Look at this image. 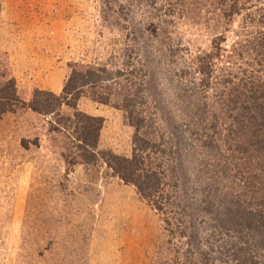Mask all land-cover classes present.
I'll return each instance as SVG.
<instances>
[{
	"label": "rangeland",
	"instance_id": "1",
	"mask_svg": "<svg viewBox=\"0 0 264 264\" xmlns=\"http://www.w3.org/2000/svg\"><path fill=\"white\" fill-rule=\"evenodd\" d=\"M100 67L109 102L77 101L103 120L85 160L82 120L56 104L71 73ZM263 87L264 0H0V264H264L245 220L262 132L242 103ZM37 91L52 111L30 107ZM136 136L154 196L107 162Z\"/></svg>",
	"mask_w": 264,
	"mask_h": 264
},
{
	"label": "trees",
	"instance_id": "2",
	"mask_svg": "<svg viewBox=\"0 0 264 264\" xmlns=\"http://www.w3.org/2000/svg\"><path fill=\"white\" fill-rule=\"evenodd\" d=\"M83 71L84 72L75 71L68 76L67 81L65 82L62 94L58 96L59 98H58V103L56 104V106L59 107L62 105H66L72 108L73 110H75L74 115L76 116L77 120H82L80 121L81 123H79L80 124L79 127L77 126L73 127V134H78L77 136H74V139L77 140V142H79L77 147L76 146L74 147L77 149V152H80V156L83 157L85 160H87L88 156H90L91 158L95 156L94 150L97 147L96 142H97L98 134L100 132V128L102 126L103 120L99 116H87L86 114L81 113V111H77L76 109L77 103H78L77 101L80 98L81 93H83L84 98L85 96L90 94L93 100L107 104L109 102V99L105 97V94L101 92V89L104 90V88H107V86H103L104 81L109 80L111 77L109 76V72L105 69V67L94 68V69L84 68ZM250 78H251L250 81L253 82L256 76H252ZM7 85L10 88H12V95L10 96V99L7 100L8 102L11 103L12 102L11 100H17V98H15L16 96L13 91V82L8 81ZM2 90L3 88H1V93H2ZM38 92L39 91H37L35 95ZM250 92L252 93L251 96L243 95L245 98L242 100V103L244 104V108H246L247 110L249 109V107H252L254 109V113H252L248 117V120L255 121L256 125L260 127L259 129L261 130L262 133L259 135V137L256 138V143L258 144L262 143L261 150L263 154L262 155L260 154L259 156H263L264 158V105L262 103H259L260 100L264 101V87L260 91L261 93L260 95H257L256 93L257 91L255 92L254 88ZM45 93L46 92L38 93L37 97H35V99H33V101L31 102L32 105H30V107L38 111L42 110L44 113L52 111L53 103L51 101L45 102V100L43 99L41 100L38 97V95H45ZM52 99L54 101H57V98L55 97H52ZM7 101H5L4 96H0V107H4ZM124 101L125 103H123L122 106L124 109H126L131 104L128 99H125ZM43 102L45 103V105ZM128 118H130V115H128ZM68 128H70V126ZM230 135L231 134L229 133V136ZM213 139L212 138L209 139L208 142L213 144L212 146L214 148H220L222 145H221L219 136L215 140ZM235 139L236 138H232V141L236 142L235 146L230 145L227 147V149L230 151L233 148V149H236V151H239L241 153L245 151L248 152L247 148L243 150L244 147L238 143L237 141L238 139L237 140ZM245 139L246 138L244 137V140ZM134 142L136 145L135 146L136 149L131 157L120 158L118 156H111L107 159V162L112 167L114 172L117 173L120 179H122L124 182L135 185L136 188L141 192L143 196H146V197L154 196L155 194L151 190H155L158 187V184L150 177V175L154 176V179H156L155 171L147 173L146 170L148 169L144 168L143 166L141 167L140 163H143L142 156L139 157L136 151H143V148L139 144L138 136L135 137ZM223 142L225 143L226 140H224ZM245 142H249V141H245ZM87 147H91L92 151L88 150ZM238 159H241V157H239ZM241 168L245 169L243 167ZM260 169H261V174L259 175L260 179H264V165L263 167L261 165ZM257 179H259L258 176H257ZM252 186H255L253 182H252ZM260 199L261 201L259 203L252 202V206H253L252 209L255 212L249 214L248 215L249 218L245 219V220H248V222H246L247 230L257 232V233H261V231L264 230V193L260 196ZM233 202L236 204V206H241V207L243 206V203H245L244 200H241V199H238ZM246 204L249 205V203H246ZM244 210L247 211V208H244ZM240 211L241 210H239L238 208L237 212H240Z\"/></svg>",
	"mask_w": 264,
	"mask_h": 264
}]
</instances>
